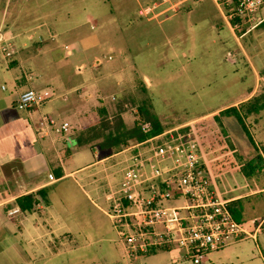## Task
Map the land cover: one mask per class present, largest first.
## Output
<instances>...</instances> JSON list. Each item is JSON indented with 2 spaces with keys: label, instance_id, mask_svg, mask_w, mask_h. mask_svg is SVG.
<instances>
[{
  "label": "rangeland",
  "instance_id": "374dc122",
  "mask_svg": "<svg viewBox=\"0 0 264 264\" xmlns=\"http://www.w3.org/2000/svg\"><path fill=\"white\" fill-rule=\"evenodd\" d=\"M154 4L149 14H138L140 7ZM259 26L239 37V31L232 32L212 0H0V29L5 35H14L16 53L30 59L26 70L30 69L32 86L52 92L43 111L48 112L47 105L52 104L56 110L51 112L53 119L69 122L66 145L70 151L80 149L84 157L78 164L90 162L93 157L89 147L76 146L70 136L99 107H106L109 115L121 107L124 123L130 126L136 117V105L142 98L150 99L152 111L167 127L232 102L256 86L252 101L263 90L260 69L264 68V30L260 34ZM0 59L5 65L11 60ZM95 60L100 62L94 65ZM79 64L83 65L80 71ZM37 68L41 73L34 71ZM144 76L150 81L149 88L143 84ZM93 77L101 79L96 86ZM87 83L83 93L89 97L84 101L76 95L77 89ZM1 85L0 95H6ZM24 111L19 109L22 114ZM253 116L256 114L243 120L258 141ZM220 118L229 135L226 138L222 134L224 153L213 136L216 131L221 133L217 122L205 133L198 131L208 171L215 173L212 180L216 195L224 198L244 194L264 185V159L263 168L249 176L234 168L220 173L215 170L217 158L228 155L241 167L260 155L232 115ZM187 125L194 126V122ZM50 133L51 137L62 136L54 130ZM1 134L0 149L11 156L34 153L38 138L34 130L7 125ZM212 140L215 147L210 145ZM119 149L99 150L96 158L110 155L82 171L90 173L88 178L80 179L82 172L77 173L76 183L82 188L73 178L65 177L43 189L68 225L59 223L52 236L39 243L42 258L33 263L125 264L116 227L98 207L107 206L90 190L97 186L104 191L108 184H116L123 155L113 154ZM65 165L67 169L75 166L71 159ZM2 173L0 185L6 178ZM88 180L91 184H85ZM10 196L0 188L2 214L20 215V210L9 212L17 207L8 206ZM239 203L241 209L236 210L240 219L258 218L264 210V192L244 196ZM40 205L42 208V200ZM40 208L38 213L43 211ZM16 224L15 219L14 228ZM15 237L0 233L8 247L17 244L22 250L1 253L0 264H28L24 262L25 247ZM258 248L264 250V231L257 233L256 241L243 238L206 253L204 264H264ZM147 256L142 259L145 264H193L188 258L172 262L165 249Z\"/></svg>",
  "mask_w": 264,
  "mask_h": 264
},
{
  "label": "built area",
  "instance_id": "2783aa9c",
  "mask_svg": "<svg viewBox=\"0 0 264 264\" xmlns=\"http://www.w3.org/2000/svg\"><path fill=\"white\" fill-rule=\"evenodd\" d=\"M212 1L232 32L239 31V37L264 20V0ZM155 6L140 7L137 12L147 15ZM14 38L0 29V58L10 60L16 54ZM261 82L264 86V75ZM5 88L2 84L1 89ZM51 97L47 89L28 87L18 94L15 104L29 109ZM40 124L44 133L69 130L67 120L58 123L49 116ZM141 128L146 132L149 124ZM199 137L194 122V126L168 128L112 153L123 155L120 177L102 191L107 207H99L116 227L125 264H145L142 259L158 249L167 250L172 262L188 258L201 264L206 253L243 238L256 241L257 233L264 231V215L249 228L234 218L230 200L216 195ZM92 149L97 156L98 146ZM48 178L55 179L52 173Z\"/></svg>",
  "mask_w": 264,
  "mask_h": 264
},
{
  "label": "crops",
  "instance_id": "0c3cea01",
  "mask_svg": "<svg viewBox=\"0 0 264 264\" xmlns=\"http://www.w3.org/2000/svg\"><path fill=\"white\" fill-rule=\"evenodd\" d=\"M163 1H166V0H163ZM262 12L264 14V8L262 9ZM259 25L258 26L261 27L259 30V33L262 34V30H264V28H262L264 26V20ZM253 30L251 31L253 32ZM235 37L237 39V36ZM40 38L41 37H39L38 40H40ZM38 47L39 45L37 44V49ZM18 54L16 53L11 58V60L9 61V64L7 65H5L0 59V76L2 78L0 83L2 84L6 83V86H5L6 95L5 94L0 95V142L2 138L4 137L1 134V129H3L4 126L7 127V125L8 126L17 125L19 129H23V128L29 129L30 128L32 131L33 130L35 131L38 138L35 140L34 153L28 157L27 156L22 157L21 154L11 156L9 152L0 149V171L3 172L2 175L4 174L6 176L5 181L3 180V182L1 183L0 188H2V192L8 195H11L7 199L9 202L8 203L9 207L15 206L14 198L16 196L27 193V192L36 193L38 189H41V188L44 189L46 186H49L55 183L57 180L61 178L71 177L76 183L77 173H80L82 171L89 169L92 165L96 164L97 162H100L105 157L110 155L109 153L106 155H100L98 158H96V156L93 153L92 147L91 148L89 147L93 160L87 163L81 162L78 164V162L82 160L84 156L81 154L80 149H75L72 151L69 150L68 146L66 145V141H67L66 139L68 138V135H67L68 131L64 133H60V135H62L61 137L60 136L51 137V133H50L51 131H48V133H44L42 130L40 132V125H41L40 123H42L43 117L44 116L52 117L53 113L51 112L56 111L54 110L55 107L52 104L47 105L48 112L43 111V107H45L46 101L38 107L34 106L29 109H20V110H25L24 114L19 112V108H17L15 104L18 94L24 89L28 87H33V86H32V81L30 80L31 79L30 78L31 73L29 71L30 69L26 70L28 67H30L29 63L27 64V60H30V59H28V57L22 58L19 56L20 54L19 55ZM99 62L100 60L98 61V63ZM98 63H97V60H95L93 64L97 65ZM82 66H83L82 64H79L77 69H79L80 71ZM15 68H19V71H16ZM263 69H260L262 72L261 77L264 75ZM34 71H36V73L38 72L41 73L40 69L38 68ZM255 71L256 70H254V72ZM255 75L257 74L255 73ZM92 81H93V84L96 86V82L97 83L101 82V79L97 80L96 77H93ZM142 81H143L145 88H149L150 81L148 80L146 76L142 77ZM88 85L89 83L84 84L83 86L80 87V90L77 89L78 93L76 96H80V98L83 99L84 101H86L87 98L89 97L85 93H83L87 89ZM33 88L42 89L40 87L38 88L33 87ZM43 89H47V88L44 87ZM255 90H256V86L253 89L249 90V92L245 96H242L227 104H223L218 107L212 108L206 112L199 114L198 116H195L192 119L182 121L175 125H170L167 127L164 126L165 127L164 130L168 128H173V127L193 123L198 118L209 116L212 113L218 112L219 110H222L223 108H226L230 105H236V107H238V103L246 99H250L253 96ZM61 97H65V96L62 95ZM253 114H256V116H258V118L256 116H253V120H255L253 123V126H254L255 131L258 134L259 140L258 141L255 140L254 136L251 135V132L248 126H247V131L252 137L254 146L255 148L259 150L260 156L263 160L264 159V105L259 109L258 112L247 113V118H251ZM223 134L225 135L226 138L229 136L225 132L224 123H223ZM243 134L245 135L244 131H243ZM70 137L72 138V135ZM260 146L262 147V149ZM23 153H26V152H23ZM24 155H27V154H24ZM15 159H18L19 161H15ZM67 159H71L72 162L75 164V166H73L70 169H67L65 165V161ZM57 168H61L63 172V174L59 177H57L55 174V170ZM48 173H52L55 179L50 180L48 178ZM86 174L87 172H82V175L79 178L85 179L86 176L88 178L90 173H88L87 175ZM214 174L215 173L212 174L211 171L209 173L210 180H211V186L213 190H214V184H213L212 176H214ZM91 182H92L91 180H88L87 182L85 181V184H91ZM76 184H78L77 186L79 189L82 188V184H79V183H76ZM90 190L94 193L96 198L100 197L104 199L102 197V191L97 186L90 188ZM261 192H264V185L258 188L251 189L249 192H246L244 194L227 196V197H224L223 199L233 200L232 203L236 205V203H239L240 199H242L244 196L251 195V194L253 195V194H257ZM36 196L39 202H37L36 205L33 206V209L31 211L20 210L21 211L20 215L16 214L15 216L14 215L6 216L2 214V209L0 208V233L2 236H10V235L16 236L15 239L17 241H20L23 248L25 247L24 248L25 250L24 262L25 263L27 262L28 264H31V262L32 264H35L33 263L34 260L37 261L38 259L42 258V253L39 250V243H42L44 239L49 238L50 237L49 235L52 236L53 234L52 232H54V230L57 228L56 226H59V223H62V225L64 224L68 225L66 223V220L62 217L61 212L59 210H56L52 206V204L46 198V195H45V198H42L38 194H36ZM87 196L90 198L91 201L94 202V200L91 198L92 196L90 197L89 194ZM40 200H42V203H43L42 208L39 207L41 206ZM38 208H40V211H42L43 209V211L41 213H38L37 212L39 210ZM263 215H264V210L262 211L261 215L258 218L251 217L248 220L247 218L246 220L240 219V221H244V222L247 221L248 227L251 228L253 226V221L260 219ZM15 219H16L17 224L15 225V228H14ZM17 235L20 237V239L18 238ZM12 246H13L12 248H11V245L8 247L3 242V239H0V254L3 253L4 255H6L8 252H11L12 250L15 252L17 251L22 252L20 245L18 246L17 244H13ZM156 251L157 250L151 253H154ZM263 251H264L263 249L258 248V253L262 257V260L264 262ZM27 253L30 255H27ZM206 260H208L207 256H205L202 263L204 264V261Z\"/></svg>",
  "mask_w": 264,
  "mask_h": 264
},
{
  "label": "trees",
  "instance_id": "16d2710c",
  "mask_svg": "<svg viewBox=\"0 0 264 264\" xmlns=\"http://www.w3.org/2000/svg\"><path fill=\"white\" fill-rule=\"evenodd\" d=\"M263 105L264 86L262 92L255 96L252 101L251 99H246L240 102L238 107H236V105H230L209 116L198 118L195 120V124L199 133H205L211 130L213 123L217 122L221 133L216 131L213 133V136L214 140L217 141L221 148V153H224V138L222 137L223 121L220 115H232L244 131L250 143L254 146V142L247 131L243 118L247 117V113L258 112ZM122 110L123 109L118 106L116 111L112 115H109L106 107L102 106L97 108L94 116L86 118L78 127L73 129L72 138L75 141V145L78 147L87 146L90 148L97 145L101 151H111L141 141L165 129L157 115L152 111L150 99L142 98L136 105V117L133 119L132 125L130 126L125 125L121 116ZM144 123L149 124V130L146 132L141 128ZM210 145L215 147L213 140L210 142ZM262 163L261 156L257 155L254 159L247 161L246 165L239 167L230 156L226 155L215 159L214 166L217 171H222L226 168H234L241 171L244 175L249 176L255 170H260L262 168ZM55 174L57 177L61 176L63 174L61 168H57ZM36 194L40 195L42 198L45 197L44 191L41 188L38 189L36 193L27 192L16 196L14 198L15 205L22 211H31L33 206L38 202ZM232 202L233 200H230V210L234 218L240 221L236 209H241V206L239 203L235 205Z\"/></svg>",
  "mask_w": 264,
  "mask_h": 264
}]
</instances>
